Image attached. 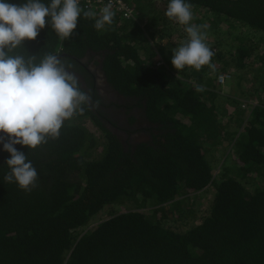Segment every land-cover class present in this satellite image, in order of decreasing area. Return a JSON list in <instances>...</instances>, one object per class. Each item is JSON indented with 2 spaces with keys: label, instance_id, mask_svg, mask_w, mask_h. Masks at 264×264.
Instances as JSON below:
<instances>
[{
  "label": "trees",
  "instance_id": "trees-1",
  "mask_svg": "<svg viewBox=\"0 0 264 264\" xmlns=\"http://www.w3.org/2000/svg\"><path fill=\"white\" fill-rule=\"evenodd\" d=\"M124 1L134 6L135 19L115 15L112 25L97 30L94 19L81 15L75 33L64 40L49 23L14 54H35L38 62L53 53L71 63L99 53L110 87L144 101L146 116L160 133L125 151L97 109L85 105L82 114L64 121L58 138L36 149L15 146L38 173L30 192L4 180L10 154L1 143L0 264H264V58L253 53L257 45L240 38L226 55L212 57V66L222 65L213 68L240 79L253 65L252 55L260 62L249 90V115L243 116L238 100L231 103L239 115L234 136L223 124L221 112L227 109L215 106L219 71L212 78L207 65L197 71L171 64L172 29L163 10L156 11V1L168 5L169 0ZM186 2L198 13L195 24L210 21L208 30L221 23L264 34V0ZM155 36L166 38L167 45L154 46ZM197 85L205 90L196 91ZM225 145L232 167L227 158L214 181L207 154ZM212 184L207 213L197 218L188 195ZM110 206L124 211L87 229ZM170 214L177 228L166 222Z\"/></svg>",
  "mask_w": 264,
  "mask_h": 264
},
{
  "label": "clouds",
  "instance_id": "clouds-1",
  "mask_svg": "<svg viewBox=\"0 0 264 264\" xmlns=\"http://www.w3.org/2000/svg\"><path fill=\"white\" fill-rule=\"evenodd\" d=\"M192 7L186 0H169L165 11L167 18L185 26L187 34L172 49L171 64L176 70L213 67L214 52L206 43L205 26L192 23ZM81 15L94 19L97 30L112 25L115 15L121 18L113 11L111 0L98 13L82 8L80 0H50L47 4L43 0H0V133H4L0 143L10 154L4 180L26 192L36 187L38 173L27 154L15 146L36 149L48 139L58 138L64 121L82 114L85 105L98 106L99 101L93 102L91 94L80 87L78 76L70 71L72 65L60 55L46 53L37 62L35 54L14 53L24 48V41L36 40L49 23L61 40L71 37ZM204 90L196 86V91Z\"/></svg>",
  "mask_w": 264,
  "mask_h": 264
},
{
  "label": "rangeland",
  "instance_id": "rangeland-1",
  "mask_svg": "<svg viewBox=\"0 0 264 264\" xmlns=\"http://www.w3.org/2000/svg\"><path fill=\"white\" fill-rule=\"evenodd\" d=\"M167 3L161 2V1H156V11L157 10H163V12L165 13L166 8H167ZM198 13L193 11V16L194 19L192 21V23H195V19L198 18ZM167 20V21H166ZM200 21H202V23H205V26L203 28V31H205L207 33V39H206V43L209 45V47L212 49V51L214 52V54L222 51V53H224L225 55L227 54V51H231V46L233 44L236 43V41H238L236 38H240V40L243 41H249L253 43L254 47L255 45H257V48H254L253 53H259L261 54V57L264 58V34H262L261 32H256L253 30H250L247 27H229L226 24H221V23H217L216 26L214 28H212V30H208L206 24H208V22L210 23V21H208L207 19H201ZM208 21V22H207ZM165 23H166V27L169 29H172V33H171V43L173 44L171 46V48H176L178 47L182 41H184L185 39H187V34L184 31L185 26L184 25H180L179 23H177L175 20H170L169 18L166 17L165 19ZM171 31H169L170 33ZM177 37V38H176ZM162 44L165 45L167 43L166 38L159 40L158 36H155L153 45H158V44ZM167 45V44H166ZM155 49H157V46L155 47ZM254 55H252V60H253V65L250 66V69L248 68V70H245V74H244V78L240 79V77L234 73L232 71V73H228L226 71H220L221 67L219 63H214L213 66L214 67H220V69L218 68H214V71L212 74H210V76H212V78H214L215 72L219 71L217 74V84L219 87V97L218 99H216V103L215 106L217 107H224L225 109H227L226 114L221 112L222 114H224L223 117V124L225 125L227 131L231 132L234 136L236 135V133L239 131V126L237 125V118L239 117L238 113L234 112V107L231 105V103L234 100H238V102H240V108L243 110L244 114L243 116H248L249 112H250V107L249 105H251L253 102L252 96L249 94V90H251L254 86L255 83L252 81V77L255 75V73H257V70L260 68V62L257 61L254 62ZM260 60V59H259ZM262 62V60H260ZM251 63V61L248 62V64ZM213 69V67H210ZM209 69V68H207ZM230 69V68H229ZM237 73H239V71H237ZM242 74V73H241ZM220 75H225L226 78L224 77V81L223 83H221L218 80V77ZM251 81V82H250ZM239 93H241V95H239ZM255 96L260 99L263 96V93L258 92L255 93ZM257 103V102H255ZM254 103V104H255ZM258 104V103H257ZM259 105V104H258ZM220 113V116H222V114ZM144 141V140H141ZM126 142V140H125ZM229 151H230V147L225 145V147L223 146H219V147H215L212 154H207V159L209 160L211 166H212V171H213V179L214 181H217L219 178L217 176L218 172H219V167L221 166V164L223 163V161H226V159L228 158L229 161L228 165H230L229 167H232V162L229 158ZM211 158H213V161L211 160ZM218 166V167H217ZM215 194V187L212 185H209L207 187H205L203 190L199 191L198 193H194L191 195H188L190 197V199L187 201V203L189 205H192V207L194 208V212H196V217L200 218V217H204L207 213V209L209 207L210 201L213 198ZM187 198V197H186ZM122 212L124 210H121L120 207L117 206H110L107 207L105 209L102 210L101 214L99 217H97V219H93L94 221L92 223H90V225L88 226L87 229L92 228L93 226H95L102 218H105L106 216H108L111 212ZM190 220V218H188ZM168 223L169 226L171 227H178V224H176L175 220L172 217V214H170V218L166 221ZM182 229V228H181ZM178 230V229H177Z\"/></svg>",
  "mask_w": 264,
  "mask_h": 264
},
{
  "label": "flooded vegetation",
  "instance_id": "flooded-vegetation-1",
  "mask_svg": "<svg viewBox=\"0 0 264 264\" xmlns=\"http://www.w3.org/2000/svg\"><path fill=\"white\" fill-rule=\"evenodd\" d=\"M90 53L94 57L88 62ZM62 58L67 62L66 56ZM71 59V63L67 62L72 65L70 71L78 76L80 86L91 94L93 102L99 101L98 106L94 107V110L97 109L95 113L102 125L115 134L125 151H133L141 140L152 141L154 135L160 133L157 125L147 118L144 101L120 95L110 87L101 69L102 57L99 53L88 52L83 57ZM2 157L3 152L0 151V160Z\"/></svg>",
  "mask_w": 264,
  "mask_h": 264
},
{
  "label": "built area",
  "instance_id": "built-area-1",
  "mask_svg": "<svg viewBox=\"0 0 264 264\" xmlns=\"http://www.w3.org/2000/svg\"><path fill=\"white\" fill-rule=\"evenodd\" d=\"M109 3V0H80V5L83 8H91L97 13L99 9L105 4ZM113 4V11L121 16L123 19H135L137 13L132 5L127 4L123 0H111ZM225 75H220L218 80L223 83Z\"/></svg>",
  "mask_w": 264,
  "mask_h": 264
}]
</instances>
